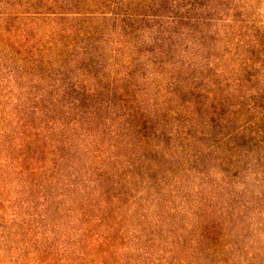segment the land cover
Masks as SVG:
<instances>
[{
  "label": "trees",
  "instance_id": "16d2710c",
  "mask_svg": "<svg viewBox=\"0 0 264 264\" xmlns=\"http://www.w3.org/2000/svg\"><path fill=\"white\" fill-rule=\"evenodd\" d=\"M264 0H0V264H264Z\"/></svg>",
  "mask_w": 264,
  "mask_h": 264
},
{
  "label": "rangeland",
  "instance_id": "374dc122",
  "mask_svg": "<svg viewBox=\"0 0 264 264\" xmlns=\"http://www.w3.org/2000/svg\"><path fill=\"white\" fill-rule=\"evenodd\" d=\"M258 15L257 17L253 18L255 22H261L264 21V8L257 9Z\"/></svg>",
  "mask_w": 264,
  "mask_h": 264
}]
</instances>
